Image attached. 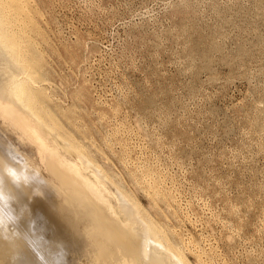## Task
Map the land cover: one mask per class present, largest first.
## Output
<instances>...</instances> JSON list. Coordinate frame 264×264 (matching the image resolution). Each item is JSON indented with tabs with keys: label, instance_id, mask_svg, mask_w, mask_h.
Returning <instances> with one entry per match:
<instances>
[{
	"label": "rangeland",
	"instance_id": "obj_1",
	"mask_svg": "<svg viewBox=\"0 0 264 264\" xmlns=\"http://www.w3.org/2000/svg\"><path fill=\"white\" fill-rule=\"evenodd\" d=\"M3 1V4L0 2L1 6H4L1 17L5 14L3 21L7 20L6 18L9 20L5 31L8 29L7 35L14 36L11 40H14L16 46L20 44L14 48L20 49V58L27 57L25 61L32 60L31 65L32 62L34 65L35 59V63H39L40 68L37 67V70L40 72L33 68L36 64L31 68L36 71L34 73L40 75L33 76V84L30 87L32 94L37 92V95L34 93L37 98L33 95L36 103L33 100L35 105L32 108V101L30 107L33 111L37 106L35 115L38 116L37 120H40L37 123H41L40 118L42 121L46 118L43 121L45 122L47 116H52L56 122L50 118V123L45 125L53 124V127H57L59 124L61 129L58 127L54 129L56 134L66 131L58 135L61 140L59 137L55 138L56 135L55 137L51 135V138L50 135L47 136L48 140L54 141L61 155L69 160L77 159L74 157L76 153L66 149L62 144L63 135L70 140L73 136L76 139L71 140L74 144L80 142L79 145L75 144L79 147V153L85 156L86 160V157H89V161L95 163L97 169L102 168L103 174H107V177L102 174L107 181L109 176L113 178L110 177L109 183L112 185L116 183L114 187L119 189L126 203L132 205L134 211L136 209L133 211L134 214L137 213L138 218L150 227L155 224L156 230L154 226L151 227L156 231L152 239L160 240L164 246L166 243L180 246L181 243L184 246L179 248L183 250L189 248L191 242L192 249L201 254L202 261L207 262L206 264H264V0H16L20 4L15 0ZM5 4L9 5L10 9L5 7ZM13 5L17 7H12ZM11 8L17 10L14 12ZM18 9L24 13L18 14ZM35 9L38 12H35ZM23 14L28 15L29 19L32 17V21ZM10 33H13V36ZM31 55L34 59H31L33 58ZM16 76L17 80L21 77L18 74ZM39 76H43L44 79H38ZM43 80L48 81L46 84L49 85L43 83ZM35 85L39 86V89H36L38 87ZM33 88L35 89L32 90ZM37 90L41 99L38 98ZM41 109H44L42 113L50 111L53 115L43 114L44 117L39 112L40 117L37 114ZM2 132L1 127L0 145L7 143L5 148L2 145L0 147L3 148L2 154L7 155L10 160H21L22 162H19L23 163L25 171L27 169L25 172L27 179L30 175L32 178L34 176L35 179L30 177L31 184L33 186L34 183L37 184V188L32 187L35 188L36 194L32 193L26 196L27 198L19 196L20 201L16 200L17 208L18 205H22L21 210L25 212L27 208L25 213L28 214L30 211V218L34 217L31 221L28 219L29 215H26L27 218L23 213L25 218L33 223L27 224L29 230H32L31 235L39 234V239L45 236L44 244H52L51 250L54 247L56 259L62 255L65 259L60 257L58 262L62 258L64 264H94L99 259L97 256L100 249L92 245L88 236L85 237L83 234L84 236L76 237L70 225L60 221L58 215H52L54 208L56 211L61 207L60 205L54 207L53 199H56V195L44 187L43 176L35 173L37 167L43 165L42 158L39 157V165H34V161L26 158L25 152L23 153L20 147L17 148L18 145L11 139H6ZM127 154H130L128 157L130 161L128 158L125 159ZM23 159L26 161L29 159L35 168L27 162L26 167ZM103 162L104 164L106 162V165ZM138 164L141 166L138 167ZM133 166L135 169L138 168L137 171ZM141 168L150 171H145L148 174L147 179ZM29 169H33V176L30 174L31 170L28 172ZM87 171L85 170V175L90 174V170ZM152 171L154 172L151 173ZM134 172L139 174H132ZM114 173L120 175L116 176ZM140 176L146 180L145 184L154 181L161 190H165L163 192L165 198L168 199L167 195H170L169 200L173 201V206L169 207L163 197L161 199V196L151 195V190L148 191L150 194L147 193V190L138 184L141 181ZM36 177L42 178L43 183ZM158 178L159 180L163 178L161 180L163 184L161 181L157 184ZM39 190H42L41 194H38ZM145 193L155 199H150ZM42 194L46 196L42 197ZM35 198L36 200L39 198L37 203ZM42 198L53 203V208ZM31 199L35 202H30ZM151 200L155 201V208L154 201ZM16 203L11 204L12 208L17 209ZM163 205L169 210H165ZM27 206H30V209ZM117 207H115L117 220L122 222L123 218L124 220L126 218L120 213L119 206ZM31 208L35 212L31 211ZM36 208L37 210L40 208L39 211ZM45 209H49L48 212ZM176 209H179L178 212ZM18 210H14L13 215L16 212L17 214L11 220L14 226L11 224L9 226L16 229L19 234L24 233L21 234L24 241L19 235L17 239L19 238L23 245L25 242V254L28 252L26 254L28 257L23 255L13 257L9 254L11 257L5 256L7 259L1 264L9 262L18 264V257L19 259L23 257L19 264H25L29 259L35 263H43L47 260L44 259L48 258L47 255L54 257L51 259L53 261L48 258L49 261H56L55 256L49 255L52 252L44 251L48 245L44 248L46 245L43 246L41 240L42 243H38L39 239L36 236V239L28 236L29 230L25 231L21 224L16 226L20 222L16 219L19 215ZM44 212L50 218L55 216L58 218L50 220ZM41 214L48 220L44 221L38 216ZM28 221L26 223H30ZM150 223L152 225H149ZM52 224L57 225L59 231L57 226L51 229ZM32 225L42 228L46 234L38 230L43 233L42 236L36 229H32ZM167 225L172 227L169 230L171 235ZM17 227L23 229L21 230L23 232L20 233ZM24 231H28L27 237H31L33 243L42 244L43 247L35 246L32 241L28 243L30 239L25 238ZM137 232L141 231L137 229ZM162 232H168V235L162 236ZM48 233L51 238L48 237L47 240L55 239L54 242L46 243ZM176 234L182 237L176 238ZM57 242L61 248L59 252L61 253L63 249L64 254L60 255L56 251ZM195 243L199 246L196 247ZM34 248L38 251L44 248L45 254L42 253L45 256L36 251L43 258L37 256L36 260H33L32 258L36 257L34 252L32 253ZM198 249L203 250L201 251L203 253ZM48 250L50 251V248ZM204 254L207 255L203 256ZM137 255L139 256L131 255L132 259L127 255L126 264H148V260H144L146 256L143 258L139 253ZM186 256L191 263L193 258L187 254ZM12 257L16 258V261H11ZM38 258L43 261H38ZM32 261H28V264ZM45 261L43 264L50 263L48 260ZM34 262L32 264H35Z\"/></svg>",
	"mask_w": 264,
	"mask_h": 264
},
{
	"label": "bare ground",
	"instance_id": "obj_2",
	"mask_svg": "<svg viewBox=\"0 0 264 264\" xmlns=\"http://www.w3.org/2000/svg\"><path fill=\"white\" fill-rule=\"evenodd\" d=\"M6 1V0H5ZM20 1V0H19ZM1 2V1H0ZM2 2L4 3V1L2 0ZM1 2V3H2ZM15 2L16 3H19L20 4V2H17L16 0H15ZM2 3V4H3ZM6 3V2H5ZM15 3V4H16ZM9 4H10V1H9ZM6 5V4H5ZM11 5H12V3H11ZM17 7L18 6V4H17V6L16 5H13L12 7ZM31 6V5H30ZM2 7H4L3 5L1 6V4H0V102H2V103H0L1 105H0V117H1V119H0V126L3 128V134L2 135H4V137L6 136V139H11L13 142H15V144H17L18 146H17V148L18 147H20L22 150L21 151H23V153L25 152V155H26V158H29V159H31V160H33L34 161V163L33 162H30L29 161V159H27V161L26 160H24L23 159V161L25 162V164H26V162H27V164L28 163H30V165H31V167L33 168H35V166H32V164L31 163H33L34 165H39L40 163H39V161L38 160H40L39 159V157H41L42 159H41V161L43 162V165H42V167H37L38 168V170H36L35 171V173L36 174H39L40 176H43L42 178L44 179L43 180V182H44V187L46 186L48 189H50V191H52L55 195H56V199L54 198L53 199V202H54V207H56L57 208V206H59L60 205V210H58L59 209V207H58V209H56V211H55V208H54V212H57V211H59L58 213H55V214H53L54 212H52V215H58V217H59V219H60V221H62L63 223H65L66 225H70V227H71V231L72 232H75V234H76V237H78L79 235H85V237L86 236H88V239H89V241L91 240L92 242V245L93 246H96L98 249H100V253H99V255L97 256V257H99V259H98V261H95L94 262V264L95 263H99V264H126V260H128V259H126L127 258V255H130V257H131V255L133 256H139V255H137L138 253L139 254H141V255H143V258H144V256H146L145 258L146 259H144V260H148L147 262H148V264H192V262L194 261V264H206L207 262H204V261H202V257H201V254L199 255V253L198 252H195L192 248H193V246H191V242L189 243V248H184L183 250L182 249H180L179 247H181V248H183V246L181 245V243H180V246L179 245H177V244H175V245H171V244H169V245H167V243H166V245L164 246V244L163 243H161V242H159L160 240H155V238H154V240L152 239L153 237H155L154 235H155V232L156 231H154V230H152L151 229V227H153L155 224H153L152 225V223H150L149 225H152L151 227L150 226H148L144 221H142V219H140V218H138L139 217V215L137 216V213H135L134 214V212L136 211V209H135V211H134V209L132 208L133 206L132 205H130V204H128V203H126V200H125V198L123 197V195H121L120 194V192H119V189L117 190L115 187H114V184H116V183H113V185H112V183H109L110 181V179L112 178L111 176H109L108 177V181H107V179H105V175H106V177H107V174H103V171L101 170L102 168H99L100 169V171H99V169H97L96 167H95V163H94V161H93V163L94 164H92L90 161H89V157H86L87 158V160L85 159V156H83V155H81L80 153H79V147L77 146V145H79L78 143H80V142H75V144L77 143V145H75L74 143H73V141H71L72 140V138L74 139V137L73 136H71L72 138H71V140L70 139H68V138H66V136L64 137V135L62 136V141H63V146L66 148V149H70V150H73L74 151V153H76L75 155L76 156H74L75 158H77V159H75V160H69L68 158H65V157H63L62 155H61V153L59 152V149H58V147L55 145V143H54V141L53 140H48L47 139V136L49 137V135H50V138H51V135L53 136L54 135V137H55V135H56V137L55 138H58L63 132H66V131H63V129L61 130V131H63L61 134L60 133H58V134H56V130H54V129H57V127H58V129H61L58 125L59 124H57V127L55 126V127H53L52 125L53 124H51L50 126H47V125H45L46 123L48 124V122L50 123V118L52 117V116H47L46 114H48V115H53V113L51 112V114H50V111L49 112H46V114H45V111L42 113V110H44V109H41V111H38V114L37 115H39L40 117H41V115L39 114V112H41L42 113V115L43 114H45L46 116H47V122L45 121V122H43L46 118H44V120L42 121V118H40L41 119V123H39L40 122V120H39V124L37 123V117H36V111L37 110H35L36 109V107L37 106H35L34 107V110H35V113H33L34 112V110L32 111V109L30 108L31 107V102L34 100L35 101V99H34V97H33V95H35L34 93H36V95H37V92H34L33 94H32V92H31V86H32V84H33V76H35L36 75V77L38 76V75H40V73L37 75V73H34V72H36L35 70L33 71V69H31L32 68V66H34L35 64H36V66H34L33 68H36V70H37V67H38V69L40 68L39 66H38V64L39 63H35V60H33L34 61V65H33V62H32V65L30 64L31 63V61L30 60H28V59H30V58H28L27 60L28 61H25V59L27 58H25V59H23V58H20L21 57V54H20V49L18 48H14L16 45H15V43L11 40V39H13V33H14V31H13V33L11 34L13 37H11V36H8L7 35V31H8V29H7V31H5V26H6V24L9 22V20H8V18H6L7 20H5V21H7V22H5V21H3L4 19V17H5V12H2L3 14H4V17H1V11H4L3 10V8ZM5 7H9L8 9H10V6L8 5H6ZM19 8H20V5H19ZM27 8V7H26ZM14 10H17L16 8L15 9H13L12 10V8H11V11H14ZM19 11H18V14L19 13H22L23 12V10L21 11L20 9H18ZM36 10V11H35ZM34 11L35 12H38L37 11V9H35ZM5 11H7V9L5 10ZM21 11V12H20ZM15 12V11H14ZM6 13H8V12H6ZM9 13L11 14V12L9 11ZM24 13V12H23ZM42 13V12H41ZM9 14V15H10ZM13 14V13H12ZM16 14V13H15ZM28 14V13H27ZM35 14H37V13H35ZM7 16H8V14H6ZM24 15H26V14H23V16ZM6 16V17H7ZM10 16H12V15H10ZM9 16V17H10ZM27 16L28 15H26V16H24V17H26L27 18ZM30 16V15H29ZM39 16V15H38ZM42 16V15H41ZM17 17V16H16ZM23 17V18H24ZM2 18V19H1ZM27 19H29V17L27 18ZM31 19H32V17H31ZM31 19H29V21L31 20ZM26 20V19H25ZM11 21V20H10ZM29 21H27L28 23H29ZM32 21V20H31ZM14 22V21H13ZM44 22V21H43ZM32 23V22H31ZM10 25H12V24H10ZM14 26V25H13ZM17 25H15V27H16ZM10 27V26H9ZM14 27V28H15ZM8 28V27H7ZM12 29V28H11ZM10 28H9V30H11ZM50 31H51V29H50ZM35 32V31H34ZM9 33V32H8ZM9 34V35H10ZM17 35V34H16ZM23 36V35H22ZM11 37V38H10ZM25 37V36H24ZM22 38V37H21ZM16 40L18 41V38H16ZM23 40V39H22ZM21 43H23L22 41H20ZM19 42V43H20ZM18 43V44H19ZM27 43V42H26ZM25 43V44H26ZM17 44V45H18ZM30 44V43H29ZM22 45V44H21ZM58 45V44H57ZM20 46V44L18 45V46H16V47H19ZM86 46V45H85ZM90 46V45H89ZM21 48V47H20ZM28 48V47H27ZM93 49V48H92ZM28 50V49H27ZM30 50V49H29ZM23 51V49L21 50V52ZM26 53H27V51H26ZM22 54H23V52H22ZM25 55V54H24ZM27 56V55H26ZM30 56V55H29ZM28 56V57H29ZM32 56V55H31ZM38 56V55H37ZM72 56H73V53H72ZM33 57V56H32ZM36 58V57H35ZM31 59H34V57L33 58H31ZM72 60V59H71ZM30 61V62H29ZM27 63H29L28 65H27ZM30 65H31V67H30ZM80 67V66H79ZM42 69V68H41ZM77 69V68H76ZM75 69V70H76ZM79 69V68H78ZM72 70V69H71ZM82 70V69H81ZM37 71H39V70H37ZM42 71V70H41ZM40 72V71H39ZM77 73V72H76ZM19 75V76H21L20 77V79H16V75ZM43 73H41V75H42ZM73 74V73H72ZM44 76V75H43ZM38 77V79L39 78H43L44 79V77ZM81 77V76H80ZM18 78V77H17ZM46 78V77H45ZM35 79V78H34ZM35 81V80H34ZM44 81V80H43ZM42 81V82H43ZM48 81H44L43 83H47ZM52 82V81H51ZM36 82H34V84H35ZM38 84V83H37ZM36 84V85H37ZM40 84H41V80H40ZM40 84H38V85H40ZM52 84V83H51ZM35 85V86H36ZM47 85V84H46ZM49 85V84H48ZM47 85V86H48ZM35 86H33V87H35ZM51 86V85H50ZM36 87H38V88H36V89H39V86H36ZM45 87V86H44ZM35 88H33L32 90H34ZM38 91V93H39V99H41L42 97L40 96V92H39V90H37ZM44 91V90H43ZM42 90H41V92H43ZM42 94V93H41ZM36 95H35V97H36ZM98 95V94H97ZM41 97V98H40ZM37 98V97H36ZM39 99H36V100H39ZM44 100V99H43ZM95 100V99H94ZM93 100V101H94ZM34 101L32 102V108H33V106L35 105L34 104ZM40 102L42 101V100H39ZM39 101H37V103L39 102ZM97 102V101H96ZM95 102V103H96ZM35 103H36V101H35ZM44 103V102H43ZM45 105V104H44ZM46 108V107H45ZM38 109V108H37ZM47 111V110H46ZM21 114V115H20ZM45 115H43L44 117H45ZM20 116V117H19ZM24 116V117H23ZM42 116V117H43ZM27 118V119H24V118ZM22 118V119H21ZM49 118V119H48ZM52 118H55V117H52ZM51 118V120H53ZM118 119V118H117ZM30 123H29V122ZM33 121H34V123H37V124H34L33 123ZM54 121V120H53ZM53 121H52V123H53ZM54 122H56V121H54ZM56 124V123H55ZM121 125V124H120ZM0 127V128H1ZM112 129V128H111ZM65 130V129H64ZM58 131V130H57ZM59 132H60V130H59ZM60 134V135H59ZM64 134V133H63ZM126 134V133H125ZM59 135V136H58ZM1 136V135H0ZM46 136V137H45ZM60 138V140H61V137H59ZM63 138H65V139H63ZM4 140L5 139H3V143H4ZM11 140H8L9 142L11 141ZM58 140V139H57ZM75 141H76V139H74ZM79 141H80V139H78ZM77 140V141H78ZM7 141V140H6ZM11 141V142H12ZM62 141H60V142H62ZM0 142H2L1 141V139H0ZM10 142V143H11ZM6 143V142H5ZM5 143L4 144H1L2 146H3V148H5L4 146H5ZM9 143V144H10ZM7 144V143H6ZM1 145H0V147H1ZM11 145V144H10ZM13 145H14V143H13ZM12 146V145H11ZM14 147V146H13ZM83 147V146H82ZM81 147V149H83ZM124 147V146H123ZM3 148H1V149H3ZM15 148V147H14ZM87 148V147H86ZM121 148V147H120ZM125 148V147H124ZM0 149V264L5 260V259H7V258H5V256H7V255H9V254H11V256H13V257H17V256H21V255H23V256H25V257H28V256H26V254H28V252L25 254V242H24V245H23V243H21V241H20V239H21V237H23V236H21V234L23 235L24 233H21V232H23V231H21V230H29V226L27 225V224H29V225H31V224H33L31 221L34 219V217H33V219H32V217L30 218V211L29 210H27V212H28V214L27 213H25L26 212V209L27 208H25V212H23L22 210H21V208H22V205H18V208H19V210H18V208H17V204L18 203H16L17 201L19 202L20 200V198H19V196H22V197H25V198H27L26 196H29V195H31L32 193L33 194H36V193H34V189L32 188V187H36V185L37 184H35L34 183V185L35 186H33V184H31V179H35L34 178V176H33V169H29L28 170V172L30 173V170L32 171L30 174H32V176H33V178L31 177V175L29 176V178L27 179V174L25 173L26 171H27V169H26V171H25V167H24V165H23V163H21L22 161L21 160H19V161H21V162H19L18 160H10V158L9 157H7V155H4V154H2V152H3V150H1ZM125 149H127V148H125ZM6 150H7V148H6ZM5 150V151H6ZM19 151H20V149H18ZM85 150V149H84ZM83 150V151H84ZM87 150V149H86ZM95 150H96V148H95ZM119 150V149H118ZM4 151V152H5ZM9 151V150H8ZM11 151V150H10ZM60 151H62V149H60ZM98 151V150H97ZM122 151V150H121ZM130 151V150H129ZM7 152V151H6ZM65 152V151H64ZM63 152V153H64ZM124 152V151H123ZM122 152V153H123ZM14 153V152H13ZM86 154H87V152H85ZM121 153V152H120ZM130 153H132V152H130ZM6 154V153H5ZM8 154H10L9 152H8ZM20 154V153H19ZM18 154V155H19ZM125 154V153H124ZM123 154V155H124ZM17 155V154H16ZM122 155V154H121ZM126 155V154H125ZM87 156V155H86ZM130 156V154L128 155L127 154V157H125V159L127 160V158ZM15 157H17V156H15ZM20 157H21V155H20ZM123 157V156H122ZM23 158H24V156H23ZM70 158V157H69ZM117 159H118V157H117ZM120 159H122V158H120ZM123 161H124V159H122ZM125 160V161H126ZM128 160L130 161V159L128 158ZM135 160H137V159H135ZM37 161H38V163H37ZM104 161H105V158H104ZM107 161H108V159H107ZM110 162V161H109ZM131 162H132V160H131ZM130 162V163H131ZM135 162H137V161H135ZM21 163V164H20ZM37 163V164H36ZM123 163V162H122ZM127 163V162H126ZM133 163V162H132ZM131 163V164H132ZM26 164V165H27ZM103 164H104V162H103ZM112 164V163H111ZM119 164V163H118ZM124 164V163H123ZM131 164H128V165H131ZM102 165V164H101ZM104 165H106V162H105V164ZM134 165H137V164H134ZM140 164H138V167H140L139 166ZM96 166H97V164H96ZM108 166V165H107ZM106 166V167H107ZM111 166V165H110ZM113 166V165H112ZM111 166V167H112ZM126 166V165H125ZM124 166V167H125ZM132 166V165H131ZM26 167H28V165L26 166ZM111 167H109V169L111 168ZM114 167V166H113ZM123 167V168H124ZM129 167V166H128ZM134 167V166H133ZM29 168H30V166H29ZM109 169H107L108 171H109ZM115 169V168H114ZM119 169V168H118ZM121 169V168H120ZM119 169V170H120ZM129 169H131V168H129ZM138 169V168H137ZM137 169H135V167H134V170L135 171H137ZM143 168H141V171L143 172V174L145 173L146 175L144 176L146 179H147V173L145 172L146 170H147V172H150L148 169H145V170H142ZM85 170H90V174L89 175H85ZM106 170V171H107ZM111 170V169H110ZM87 171V172H88ZM107 171V172H108ZM117 171V170H116ZM131 171V170H130ZM141 171H139V172H141ZM27 172V173H28ZM109 172H111V171H109ZM142 172H141V174L140 175H142L143 176V174H142ZM154 171H152L151 173H153ZM116 173V172H115ZM114 173V174H115ZM135 173H137V172H134V173H132V174H134V175H137V174H139V173H137V174H135ZM36 174H34L35 176H36ZM104 176H103V175ZM118 174V173H117ZM117 174H115L116 176H117ZM150 174V173H149ZM155 174V173H154ZM39 175H38V177H39ZM111 175V174H110ZM112 175H113V173H112ZM118 175H120V174H118ZM126 175V174H125ZM128 175H131V173L129 174L128 173ZM114 176V175H113ZM155 176H157V175H155ZM30 177H31V179H30ZM38 177H36V178H38ZM111 177V178H110ZM133 177H135V178H138L137 176H133ZM144 177H141L140 176V180H138V179H135V180H138V184H141L142 186V188H144V190H147L146 192L147 193H149L148 191H150L151 190V195H154V196H156V197H159V196H161V199H162V197H163V199L165 200V202H166V204L169 206V207H172L173 206V204H172V202L169 200V198H170V195H167L168 196V199H166L165 198V193H163V192H165V190L163 191V190H161V188H160V186H158V185H156L155 183H154V181H152L153 183H146L145 184V181L142 179V178H144ZM150 177H152V176H150ZM158 177H159V175H158ZM161 177V176H160ZM41 178V179H42ZM130 178H132V177H130ZM154 178V177H153ZM152 178V179H153ZM30 179V180H29ZM39 179V178H38ZM37 179V181L39 182V180H40V183H43V182H41L42 180L41 179H39L38 180ZM113 179V178H112ZM133 179V180H134ZM150 179V178H149ZM151 179V180H152ZM156 179V178H155ZM154 179V180H155ZM161 179V178H160ZM163 179V178H162ZM161 179V180H162ZM134 180V181H135ZM150 180V181H151ZM157 180H159V178L157 179ZM161 180H159L158 181V183L157 184H159V182L161 181ZM114 181V180H113ZM112 180H111V182H113ZM131 182H132V180H130ZM26 182H30V184L29 183H27L26 184ZM33 182H34V180H33ZM36 182V181H35ZM135 182H137V181H135ZM171 182V181H170ZM161 183H162V181H161ZM160 183V184H161ZM164 183H165V181H164ZM163 184V183H162ZM30 185H32V186H30ZM134 185V184H133ZM41 189H43V184H41ZM116 186V185H115ZM135 186H137V185H135ZM164 186H166V185H164ZM163 186V187H164ZM38 187H39V184H38ZM37 188V187H36ZM141 188V189H142ZM169 187H167V189H168ZM38 189H40V188H38ZM45 189V188H44ZM164 189V188H163ZM166 189V188H165ZM171 189V188H170ZM40 191H42V190H39V193L38 194H41L42 192H40ZM167 191V190H166ZM173 191V190H172ZM46 192V191H45ZM48 192V191H47ZM125 192V191H124ZM168 192H170V190L168 191ZM168 192H166V194L168 193ZM147 193H145V194H147ZM149 193V194H150ZM47 194V193H46ZM171 194V193H170ZM148 195V194H147ZM34 196V195H33ZM43 196H46V195H43L42 194V197ZM171 196H173V195H171ZM177 196V195H176ZM148 197H150V195H148ZM174 197V196H173ZM172 197V198H173ZM30 198H31V196H30ZM41 198V197H40ZM47 198V197H46ZM46 198L44 199V198H42V199H44L45 200V202L46 203H50V202H47L46 201ZM51 198V197H50ZM151 198H154L153 196L152 197H150V199ZM175 198V197H174ZM29 199V198H28ZM27 199V200H28ZM39 199V198H38ZM37 199V200H38ZM52 199V198H51ZM148 199V198H147ZM155 199V198H154ZM159 199V198H158ZM158 199H156V202H157V200ZM171 199V198H170ZM15 200V201H14ZM17 200V201H16ZM26 200V201H27ZM35 200H36V198H35ZM36 200V202L34 201V199H33V201L35 202V203H37L38 201ZM50 200V199H49ZM160 200V199H159ZM176 200H177V198H176ZM25 201V202H26ZM33 201H32V199L30 200V202H32L33 203ZM52 201V200H51ZM151 201H154V200H151ZM13 202H15L16 203V208L17 209H14V207L12 208V206H11V204L13 203ZM28 202V201H27ZM29 202V203H30ZM40 202V201H39ZM45 202L43 201V203H44V205H46L45 204ZM158 202H160L161 203V201H158ZM163 202V201H162ZM29 203H27V205L29 204ZM31 203V204H32ZM63 203V205L61 206V204ZM154 203V208H155V201L153 202ZM178 203V202H177ZM180 203V202H179ZM178 203V204H179ZM30 204V205H31ZM163 204V203H162ZM13 205V204H12ZM40 205V204H39ZM39 205H37V206H39ZM42 205V204H41ZM48 205H53V203L51 204H48ZM181 205V204H180ZM32 207H33V204L31 205ZM117 206H119V211H120V213H123L124 215H125V220H124V218H123V220H122V222L121 221H119V220H117V216H116V213H115V207H117ZM160 206V205H159ZM158 206V207H159ZM166 206V205H165ZM178 206V205H177ZM27 207H29V209H30V206H27ZM44 207V206H43ZM48 207V206H47ZM157 207V206H156ZM157 207V208H158ZM163 207H164V205H163ZM34 208V207H33ZM33 208H31L32 210L31 211H34V209ZM46 208V207H45ZM52 208H53V206H52ZM118 208V207H117ZM166 207H164V209H165ZM177 208V207H176ZM178 208H179V206H178ZM24 209V208H23ZM40 209V208H39ZM39 209L37 210V208H36V210L37 211H39ZM47 209V208H46ZM45 209V210H46ZM161 209V208H160ZM163 209V210H164ZM168 209V208H167ZM167 209H165V210H167ZM179 209H181V207L179 208ZM178 209V210H179ZM14 210H18V213H19V215L18 216H16V219H18L20 222H18L17 224H16V226L17 225H19V224H21L20 226L21 227H23V229H20L19 227H17V228H19V232L21 233V234H19L18 232H17V230L16 229H12L13 227H11V226H9L10 224L11 225H13L11 222V220H13L14 219V217L13 216H15L16 214H17V212L15 213V215H13L14 214ZM42 210V209H41ZM49 210V209H48ZM48 210H46L47 212H48ZM117 210V209H116ZM154 210V209H153ZM169 210V209H168ZM178 210L176 209V212H178ZM36 211V214L38 213ZM44 211V209L42 210V212ZM51 211H52V209H51ZM134 211V212H133ZM138 211V210H137ZM35 212V211H34ZM158 212V211H157ZM162 212V211H161ZM160 212V213H161ZM165 212V211H164ZM174 215H175V213L173 212V211H171ZM180 212H182V211H180ZM191 212V211H190ZM196 212V211H195ZM23 213H25L24 215L26 216V215H29L27 218L28 219H30L31 221H28L26 218H25V216L23 215ZM33 213V212H32ZM32 213H31V215H32ZM39 213H41V211L39 212ZM51 212L49 211V214H50ZM141 213V212H140ZM163 213V212H162ZM167 213H168V211H167ZM186 213V212H185ZM36 214H34V216L36 215ZM44 214H45V212H44ZM43 214V215H44ZM48 214V213H47ZM48 214V215H49ZM164 214V213H163ZM162 214V216H164L163 218L166 220V218H165V215H163ZM169 214V213H168ZM173 214H171L172 216H173ZM183 214V213H182ZM181 214V215H182ZM187 214V213H186ZM192 214V213H191ZM178 215H180V214H178ZM180 215V216H181ZM184 215V214H183ZM38 216H41L42 217V214L41 215H38ZM45 216H46V214H45ZM188 216V215H187ZM192 216V215H191ZM46 217H49V216H46ZM55 217H57V216H55ZM50 218L49 217V219L51 220H53V219H56V218ZM57 217V218H58ZM122 217V216H121ZM174 217V216H173ZM172 217V218H173ZM193 217H194V215H193ZM37 218H39V217H37ZM43 218V220L44 221H47L48 220V218L45 220L44 219V217H42ZM170 218H171V216H170ZM175 218H177V216L175 217ZM181 218H183V217H181ZM186 218V217H185ZM15 219V220H16ZM25 219L28 221V222H30V223H26L25 222V224H24V221H25ZM35 219H36V217H35ZM178 219V218H177ZM189 219H190V217H189ZM196 219V218H195ZM42 220V221H43ZM49 220V221H50ZM150 220V219H149ZM152 220H154V219H152ZM175 220V219H174ZM182 220V219H181ZM183 220H184V218H183ZM56 221H58V219L56 220ZM172 221V220H171ZM176 221V220H175ZM180 221V220H179ZM189 221H191V220H189ZM15 221H13V223H14ZM34 222V221H33ZM37 223H38V219H37V221H36ZM52 222V221H51ZM150 222V221H149ZM151 222H154V221H151ZM165 222V221H164ZM166 222H167V220H166ZM177 222V221H176ZM187 222H188V219H187ZM41 223V222H40ZM39 223V224H40ZM44 223V222H43ZM48 223V222H47ZM53 223V222H52ZM55 223V222H54ZM58 223V222H57ZM62 223V224H63ZM159 223V222H158ZM168 223V222H167ZM181 223V222H180ZM15 224V223H14ZM35 224V223H34ZM38 224V226H40ZM42 224V223H41ZM46 224V223H45ZM51 224V223H50ZM62 224H60V225H62ZM157 224V223H156ZM173 224H174V222H173ZM183 224V223H182ZM47 225H49V224H47ZM59 225V224H58ZM159 225H161L160 223H159ZM181 225V224H180ZM14 226V225H13ZM33 226H34V228H33ZM36 226H37V224H36ZM35 225H32V229H36V230H33L34 232L36 231V232H39L38 230H42L41 232H43V229L42 228H39V227H36ZM42 226V225H41ZM45 226V225H44ZM54 225L52 224V226H51V229H52V227H53ZM57 226V225H56ZM56 226H54V227H56ZM64 226V225H63ZM168 226V225H167ZM183 226H184V224H183ZM43 227V226H42ZM53 227V228H54ZM155 227V226H154ZM159 227V226H158ZM164 227H165V225H164ZM169 228H170V226H168ZM15 228V227H14ZM30 228H31V226H30ZM39 228V229H38ZM50 228V227H49ZM49 228H47V229H49ZM60 228V227H59ZM66 228V227H65ZM162 228V227H161ZM172 228V227H171ZM171 228L170 229H168V232H169V230H171ZM178 228V227H177ZM181 228V227H180ZM45 229V228H44ZM57 229H58V226H57ZM70 229V228H69ZM137 229L138 230H140L141 232L140 233H138L137 232ZM157 229V227H155V230ZM160 228H158V230H159ZM165 230H167V228H164ZM174 229H176V228H174ZM173 229V230H174ZM185 229V228H184ZM15 230H16V232H15ZM25 230V231H26ZM31 230V229H30ZM30 230H29V235L28 236H30L31 235V233H30ZM161 230H163V228L161 229ZM161 230H159L160 232H161ZM181 230H182V232H183V229L181 228ZM14 231V232H13ZM24 231V232H25ZM32 231V230H31ZM46 231V230H45ZM55 232L57 231L56 230V228H55V230H54ZM58 231H59V229H58ZM63 231V230H62ZM175 231V230H174ZM177 231V230H176ZM27 232H25V234H26V237H25V235H24V237L27 239L28 237H27ZM41 232H39V233H41ZM66 232V231H65ZM167 232V233H168ZM172 232V231H171ZM18 233V234H17ZM43 233H45L46 234V232H43ZM43 233H41V235L42 236H44L43 235ZM60 233V232H59ZM68 233H69V231H68ZM163 234H162V236H164V234H167V233H164V232H162ZM176 233V232H175ZM178 233H180V232H178ZM33 234V233H32ZM60 234H63V233H60ZM70 234H72V233H70ZM78 234V235H77ZM154 234V235H153ZM159 234V233H158ZM169 234H170V232H169ZM181 234V233H180ZM182 234H184V233H182ZM20 236V239L18 240L17 239V236ZM38 236H36V233H34V235L32 236V238L34 239L35 238V236L37 237V239H39L40 238V235L39 234H37ZM74 235V234H73ZM72 235V236H73ZM83 235V236H84ZM168 235V234H167ZM167 235H165V236H167ZM171 235V234H170ZM174 235V234H173ZM173 235H172V237H173ZM187 235V234H186ZM56 236H57V234H56ZM60 236V235H59ZM71 236V237H72ZM75 236V235H74ZM73 236V237H74ZM81 237L80 236V238H85V237ZM153 236V237H152ZM161 236V235H160ZM177 236H179V235H177L176 234V238H177ZM184 236V235H183ZM191 236V235H190ZM194 236V235H193ZM192 236V237H193ZM45 237V236H44ZM44 237L43 238H41V239H39L38 241V243H40L41 241L43 242H41L42 244H43V246L44 245H46V244H44V242L45 241H43V239H44ZM47 238H46V240L48 239V237H50V235H49V233H48V236H46ZM63 237V236H62ZM65 237V236H64ZM72 237V238H73ZM182 237V236H181ZM180 236H179V238H181ZM194 237H196V236H194ZM198 237V236H197ZM31 238V237H30ZM30 238H28V239H30ZM31 238V239H32ZM51 238V237H50ZM79 238V237H78ZM165 237H163V239H164ZM173 238H175V237H173ZM188 238V237H187ZM191 238V237H190ZM25 239V241H27ZM28 240L27 242L29 243V241H32V240ZM36 239V238H35ZM162 239V240H163ZM199 239V238H198ZM19 242H18V241ZM22 241H24V239H21ZM41 240V241H40ZM52 240V239H51ZM54 241H55V239H53ZM48 241L47 240V242L46 243H48V242H54V241ZM64 240V239H63ZM180 240V239H179ZM34 241V240H33ZM33 241H32V243H33ZM36 241V240H35ZM65 241V240H64ZM176 241H178L177 239H176ZM181 241V240H180ZM179 241V242H180ZM188 241V240H187ZM194 241V240H193ZM61 242V241H60ZM173 242H175V241H173ZM183 242H185V241H183ZM183 242H182V244H183ZM195 242V241H194ZM202 242V241H201ZM36 243H37V241H36ZM65 243H67L66 241H65ZM177 243V242H176ZM186 243V242H185ZM184 243V244H185ZM33 244H35V243H33ZM42 244H35V246H37V245H39V247H43L42 246ZM58 244V242L56 243V245ZM60 244V243H59ZM63 244V243H62ZM163 244V245H162ZM187 244V243H186ZM194 244V243H193ZM197 243H195V245H196ZM27 245V244H26ZM47 245H48V247L50 248V251L48 250L49 248L47 247ZM46 246H44V248H46L47 247V249H44V248H41L42 250L41 251H38V250H40V248L38 247L37 249L38 250H35V248L33 249L34 251H32V253L34 252V254L36 255V257L34 256V258H32L31 256H29V258L31 257L33 260H36V258H37V256H39L40 258H43V257H41V255L40 254H37L36 253V251H38V253H42L43 252V249H44V251L46 252V251H48V253H50V252H52L53 254L54 253H56L55 252V250L53 249L54 247H52V250H51V246H52V244L51 243H49V244H47ZM53 245H54V243H53ZM66 244H64V246H65ZM195 245H194V247H195ZM201 245V244H200ZM29 247L31 246V242H30V245H28ZM27 246V247H28ZM55 246V245H54ZM59 246H61V245H59ZM198 246H199V244H198ZM197 245H196V247H198ZM56 247H58V245L57 246H55V248ZM62 247V246H61ZM208 247V246H207ZM60 247H58L57 249H56V251L57 252H59L60 251V249H59ZM28 249V248H27ZM31 249H32V247H31ZM31 249L29 248L28 250L29 251H31ZM59 249V250H58ZM199 249H200V247H199ZM198 249V250H199ZM198 250H196V251H198ZM62 251H63V249H62ZM61 251V253H63ZM200 252L201 251H203V250H199ZM208 251V250H207ZM45 252H43L44 254H45ZM65 252V251H64ZM214 252H215V250H214ZM31 253V252H30ZM29 253V255H31ZM42 253V255L43 256H45L44 254ZM52 253H50L49 255L50 256H55V255H57V254H54V255H51ZM60 253V252H59ZM58 253V254H59ZM61 253H60V255H61ZM201 253H203V252H201ZM211 253V252H210ZM25 254V255H24ZM64 254V253H63ZM101 254V255H100ZM186 254L187 255H190L192 258H193V261L190 263V261H188V258H187V256H186ZM46 255H47V253H46ZM205 255H207V254H204L203 256H205ZM211 255V254H210ZM209 255V256H210ZM212 255H213V253H212ZM215 255V254H214ZM10 255H9V257H11ZM65 256V255H64ZM102 256V257H101ZM8 257V256H7ZM12 257V258H13ZM46 257H48V258H50V260L51 259H53V258H51V257H49L48 255L46 256ZM60 257H63V255L62 256H58L57 258H59L60 259ZM212 257V256H211ZM21 258H23V257H20V259H19V257L17 258L18 259V264H19V262H20V260H21ZM48 258H45L44 257V259H47L48 261H49V259ZM205 258H207V256L205 257ZM215 258V257H214ZM11 258H9V260H10ZM55 259H56V256H55ZM59 259H56V261H54V262H51V261H53V260H51V261H49L50 263L49 264H54V263H56V264H58V263H62L63 261H61V260H63L64 259V257H63V259L61 258V260H60V262H58V260ZM104 259V261H102V260ZM131 259H132V257H131ZM138 259V258H137ZM142 259V258H141ZM23 260V259H22ZM24 260H26V259H24ZM46 260V261H47ZM65 260V259H64ZM101 260V261H100ZM191 260V259H190ZM205 261H206V259H204ZM208 260V259H207ZM211 260V259H210ZM219 260V259H218ZM11 261H16V258L14 259L13 258V260H11ZM28 261H32V260H28ZM28 261L26 260L25 262H27V263H25L24 261H22V262H24L25 264H28ZM38 261H43V259L42 260H40L39 258H38ZM45 261V260H44ZM44 261H43V263H44ZM45 261V262H46ZM47 261V262H48ZM132 261V260H131ZM224 261V260H223ZM21 262V263H22ZM32 262H34V261H32ZM32 262H29V263H31L32 264ZM128 262H130V261H128ZM221 262H222V260H221ZM7 263V262H6ZM10 263H12V262H9V264ZM35 263V262H34ZM39 263H42V262H36L35 264H39ZM42 263V264H43ZM212 263V262H211ZM213 263H216V262H213ZM224 263H225V261H224ZM4 264V263H3ZM14 264H16V262L14 263ZM62 264H64V263H62Z\"/></svg>",
	"mask_w": 264,
	"mask_h": 264
}]
</instances>
